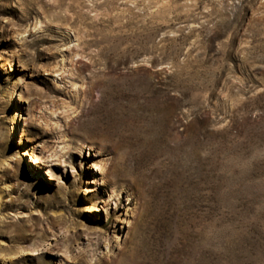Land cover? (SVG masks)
Listing matches in <instances>:
<instances>
[{
    "label": "rangeland",
    "instance_id": "1",
    "mask_svg": "<svg viewBox=\"0 0 264 264\" xmlns=\"http://www.w3.org/2000/svg\"><path fill=\"white\" fill-rule=\"evenodd\" d=\"M0 264H264V0H0Z\"/></svg>",
    "mask_w": 264,
    "mask_h": 264
},
{
    "label": "bare ground",
    "instance_id": "2",
    "mask_svg": "<svg viewBox=\"0 0 264 264\" xmlns=\"http://www.w3.org/2000/svg\"><path fill=\"white\" fill-rule=\"evenodd\" d=\"M32 160L33 161L31 162V164H35V165L39 164L38 160L33 159V158H32ZM98 170H100L102 172L103 171V168H99Z\"/></svg>",
    "mask_w": 264,
    "mask_h": 264
}]
</instances>
